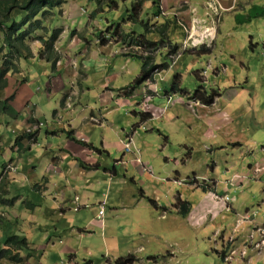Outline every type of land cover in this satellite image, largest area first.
<instances>
[{
	"label": "rangeland",
	"instance_id": "obj_1",
	"mask_svg": "<svg viewBox=\"0 0 264 264\" xmlns=\"http://www.w3.org/2000/svg\"><path fill=\"white\" fill-rule=\"evenodd\" d=\"M222 4L224 10L219 11L221 7L210 0L207 10L204 5L202 16H198L201 9L195 0H62L59 8L38 16L41 28L25 41L33 54L19 60L18 70L9 71L8 87L0 101L6 106L0 111V251L9 236L20 235L30 242L31 235L42 234L34 227L40 226L37 207L45 202L43 190L48 181L34 175L41 169L40 159L35 160V167L31 159L34 154L42 158L43 151L53 150L47 145L53 141L50 131L67 136L62 131H68L67 125L53 128L61 120L53 113L55 103L68 108L75 105L78 111L88 113V122L96 125L82 126L79 132L93 142L101 137L99 125L115 121L122 132L107 131L106 143L111 146L118 144L123 128L132 132V124L140 121L134 112H146L150 102L159 107V114L154 113L147 125L137 128L138 147L132 152L125 151V142L132 138V134L126 135L120 161H125L124 154L135 153L134 159L145 173L134 175L141 177L151 198L144 199L139 187L129 184L120 200L117 194L110 200L108 188L121 172L110 167L106 174L100 171L98 177L93 176L94 181L106 182L105 197L95 201L106 210L103 217L130 218L125 226L128 234H123L127 246L119 249L120 242L84 241L77 264L88 260L84 253L89 249L93 254L104 247L115 251L104 250L99 257L109 264L132 254L137 261L130 264H264V15L244 23L236 22L234 16L237 11L249 12L254 5L264 7V0H223ZM132 7L139 9L140 23L129 18L136 12ZM3 25L0 47L7 30ZM117 29L128 37V46L112 35ZM139 34L164 41L157 49L148 50L136 44ZM41 50L46 59L41 58ZM134 50L169 68L157 72L151 84H138L129 95L143 65L141 59L126 56ZM47 57L57 58L56 67ZM3 59L0 54V69ZM176 76L188 90L187 96L173 92ZM214 92L220 94L210 105L193 98L196 93L209 98ZM34 104L43 112L38 118ZM86 127L89 129L83 130ZM82 134L78 136L85 138ZM146 173L152 176L148 178ZM91 182V178L77 176V191ZM116 183L123 185L120 179ZM93 187L88 188L95 190ZM132 192L135 204L122 205L133 202L125 200ZM178 195L190 203L185 216L179 212ZM77 196L85 206L69 210L67 222L72 225L95 214L93 201ZM152 199L158 208L151 204ZM51 206L53 210L55 206ZM49 216L55 218L52 212ZM41 241L45 248L53 244L44 236ZM72 253L67 256L70 261L75 258ZM20 255L21 263L8 256L1 257L0 264L30 262V253L21 251Z\"/></svg>",
	"mask_w": 264,
	"mask_h": 264
},
{
	"label": "crops",
	"instance_id": "obj_2",
	"mask_svg": "<svg viewBox=\"0 0 264 264\" xmlns=\"http://www.w3.org/2000/svg\"><path fill=\"white\" fill-rule=\"evenodd\" d=\"M195 1L197 5H200L198 7L201 9V13L198 10L197 15L202 16V10H204V5H205V10H207V8L209 7L208 2L210 0H195ZM213 2H214V5L218 7V9H219V6L221 7L219 11L224 10L222 8V6L224 7V5L222 4L223 0H213ZM259 8H264V7L254 5L249 9V12L242 11V10L237 11L234 15L236 22L244 23L249 17H250L249 22H251L254 19L253 16L258 13V10H261ZM211 10L212 9H210L209 11ZM239 12H243V13L248 12V13L247 15H237L239 14ZM145 84H151V83L150 81H147L145 82ZM148 88H150V86H148ZM150 89L153 90V87H151ZM41 93L42 92L39 91L40 95ZM56 93L57 92H55L50 97L53 98L54 96L57 95ZM146 96L148 97V94ZM31 105H33L32 102H31ZM34 106L39 109L38 111H36L37 115H35V118H38L41 113L43 114V112L37 104H34ZM152 107L154 108L153 110H152ZM158 108L159 107H154V105L150 104L149 102L148 108L146 110L151 112L154 118L155 117L154 113H156V115L159 114ZM53 109H54L53 113L57 115L58 118L61 116V120L59 121L58 126L54 124L55 127L53 128L55 129L56 127L67 125L66 128L68 129V131L62 130L63 132L67 134V136L63 138L62 136H56L55 134H52L55 131L49 130L51 132L50 134L53 135L51 136V139L53 141L51 140L48 141L47 145L51 147L53 150H55L58 153V155L53 150L48 149L42 152L43 154L42 158L40 156L37 157V155L34 154V156L31 159L32 167L36 166L34 165L35 160L40 159V166H38V168L40 167L41 169L36 170V173H34V175L38 176V178L40 176L46 177L48 182L44 186V190H43V198H44L43 201L45 202L43 203V205H40L37 207L41 213V216L37 221V223L40 224V226L35 225L34 227L35 231L38 230L42 234L38 233V234H34L33 236L31 235V237H29L30 238L29 240L31 242V247L27 252L31 254V260L30 262L26 261V263L24 264H32L31 261L33 259H37L39 261V264H65L66 262L67 264H77L79 262V259L77 258V254H79V257L82 256V254L80 253L79 247L85 246L84 241L87 242V240L90 241L91 244H93L92 242L93 240H102L104 242V245H107V243L111 245L114 242H120L121 244L119 246L120 247L119 249H122V248L125 249V247L127 246V243L124 242L123 240L124 239L123 234L125 232L126 234H128L129 227L126 228L125 226L127 225L128 220L130 218H126L122 220H118V219L113 220L111 217V218L105 219L104 217H101L99 215L101 207L95 204V201L100 202L101 200L99 199H103L105 197L104 196L105 193L103 192L106 189L105 179L100 182L93 180V176L98 177V173H101L100 171H102L103 174H106L105 171L109 172L110 171L109 168L111 167L114 169L116 168L117 172H121V175L118 177V179H120V181L123 182L122 183L123 185H118L116 183L118 179L114 183L112 182V184L108 188V191L110 189V191L112 192V197H110V200L116 199V197L113 196V194H117L118 195L117 199L120 200V196H122L124 189L130 186L129 184H132L135 187H139L140 195H144L143 198L148 195L150 196L148 198H151V194L149 193V191H147L144 188L141 182L142 181L141 177L134 175L135 172L136 173L138 172V174H140L141 172L145 173L142 170L140 164L136 161V159H134L136 158L135 153H131L127 155L124 154L125 156L123 158H125V161H120V159L123 156V151H124V144L122 140L126 138L127 137L126 135H129L130 133L132 134L131 139L133 141L134 146L135 145L137 146L136 137H135L137 134V130H132V132H128V130L123 128L125 132L122 136L119 137L118 144L108 146L106 143V139L108 138L106 136L107 131L115 132L117 130L118 132H122L119 126H117V124L115 123V121L112 125L97 124L101 126L103 130L101 133V137H99L98 140L93 142L90 136L83 135L81 132H79L82 126L90 127L92 125H96V124H90L88 122V117H89L88 113L78 111L77 106L75 105L72 108H68L66 106L61 105L59 102L54 104ZM115 112L116 111H114V113ZM53 115H52L53 121L57 122L58 119L56 117H53ZM134 115L137 116L136 112H134ZM137 117L140 119L139 116ZM84 121L86 123H82ZM132 121L134 120L132 119L130 123ZM149 121L150 120L144 123H141L140 126L144 127L145 125L148 124ZM138 122L139 121L134 122L132 124V127L134 126V124ZM46 125H52V123L50 122L49 124L46 121ZM77 129H78V134H82V136H84L85 138L78 136ZM88 129L89 128L86 127L83 130L87 131ZM71 130L73 131V136L78 137L79 139L85 140L89 143H92L93 145L99 147L100 149H103V151L89 149L77 143V141L74 140L69 135V131ZM58 138H60V140ZM77 144H79L80 147H78ZM56 145L59 146L60 148H56L55 147ZM77 149H81L83 153L82 154L79 153ZM142 153L143 151L140 150L141 155ZM104 155H106L107 157L105 158ZM77 159H80V160L82 159L89 165L95 164V166L85 168L80 165ZM113 159H116V161ZM141 159L143 160L142 156H141ZM80 175L83 176L84 178L85 177L91 178L93 182H91L88 187L94 186L93 189L95 190H92V188L84 187V184H83V187L85 189V190L83 189L84 193H81L83 190L77 191V176L79 177ZM146 175L148 176V178L152 176L151 174H148V173H146ZM99 192L102 194L100 195ZM77 194H79L80 196H83L84 200L88 203L91 200L93 201L92 204H95V205H92V206L95 207L93 209L95 214L91 217H88L87 215H85L80 222L77 221V225H72V223H70L69 221L67 222V219L70 218L67 215L69 214L68 213L69 210H71L72 208L75 207V205H77L75 203V197H77ZM130 198L133 199V202H129L128 204H125L124 202L122 205H127L130 207V205H132L133 203L135 204L134 202L135 194L133 192L131 193V196L129 198H125V200H129ZM142 199H140V201ZM51 205L55 206L53 210H52ZM83 207L84 205L83 203H81L80 209H82ZM51 212L55 216L54 219L50 218L49 216ZM105 214H106V210H105L104 215ZM129 216L132 217L131 214H129ZM116 225H119V226L118 228L114 229ZM82 227H88V228H91L92 230L87 229V230L82 231L81 230L83 229ZM42 235L44 236V240L53 241V244H51V246L49 247L46 246L45 248L44 247L45 244L42 243V241L39 242V239L41 238L42 240L43 238ZM91 236H97V238L89 239ZM47 237H51L53 238V240L46 239ZM76 237H77V241H76ZM54 241H57L58 243L62 241V243L56 244V242ZM30 242L28 241V243ZM104 250H107V248L106 247L101 248L97 250L95 253L90 254V249H89L88 251L84 253L85 259H88V260H85L84 262L91 261V264H109V263H104L101 260V258H99L101 257V253L104 252ZM107 251L108 253H115V251L112 250L110 247H109V250ZM69 252H73L72 254L75 255V258L72 259L71 261H70V258H67ZM109 261H112V260H109Z\"/></svg>",
	"mask_w": 264,
	"mask_h": 264
},
{
	"label": "trees",
	"instance_id": "obj_3",
	"mask_svg": "<svg viewBox=\"0 0 264 264\" xmlns=\"http://www.w3.org/2000/svg\"><path fill=\"white\" fill-rule=\"evenodd\" d=\"M62 0H0V25L4 24L3 27L7 30L5 37L2 39L3 44L0 47V54H3V67L0 69V101L5 96V91L7 90L9 79H8V73L10 70H18V63L19 60L22 58L29 59V57L33 54L30 46H27L25 44V41L30 37L33 36L34 30H37L41 28V22L42 19H38V16H44L46 13L50 11V9H57L61 5ZM133 8V7H132ZM134 9V8H133ZM261 9L260 12H258L253 17H258L264 15V8ZM136 11V9H134ZM138 11L132 12L130 20H133L135 22L139 23L141 22L140 19H138ZM24 13L22 17L19 16V13ZM52 12V11H51ZM247 20H250V17L247 18ZM118 28H121L120 25H118ZM119 29H117L114 33L112 32V35H116V38L118 40H122L121 42L126 43V39L128 37L120 34L118 32ZM54 38L57 36V32H54ZM38 39H41V37H38ZM164 39H161L160 41H152L145 37V35L139 34L136 37V44L139 46H145L148 48V50H155L157 49L161 42H163ZM45 42H48L45 40ZM48 44H50L48 42ZM127 44V43H126ZM129 44H127L128 46ZM150 47V48H149ZM206 50H209L208 48ZM176 51V50H175ZM133 53H127L126 56L136 57L142 60V70L141 73L136 77L134 82L129 87V95L133 93L137 85L143 84L147 81L155 80V74L159 72L160 70L168 69L169 66L164 64H160L157 62L152 63L151 56H143L139 55L137 51H132ZM174 52V51H173ZM41 58L46 59V53L44 50L40 51ZM48 61L54 60V67L57 65V58L51 59L50 57H47ZM180 78L179 76L175 77V81L173 82L172 90L174 93H180L183 96H187L189 94L187 89H184L180 86ZM220 92H214L209 98H202L201 96L196 93V95L193 96V98H196L197 100H201L202 103L205 104H213L215 102V98L219 96ZM13 95L10 97H6L5 100H8L9 98H12ZM9 107V106H8ZM6 106L0 104V111L4 112ZM137 116L140 117V121L133 126V130H137L138 127H140L141 123H144L151 118H153V114L149 111L146 112H137ZM52 134H55L53 132ZM69 135L77 141V143L83 145L84 147H87L89 149L103 151V149H100L99 147L93 145L92 143H89L85 140L79 139L78 137L73 136V131H69ZM25 136V135H23ZM24 138V137H23ZM20 139V138H19ZM81 166L85 168L94 167L95 164L89 165L82 159H77ZM6 164H4V167ZM178 199V207L179 212L181 215L185 216L188 214L190 210V203L186 200H182L180 195L177 197ZM2 201V199H0ZM151 204L158 208L157 202L152 199ZM4 248L0 251V258L1 257H8L12 261L21 263L22 256L21 251H28L30 249L29 243L26 238L21 237L20 235H12L9 236L6 240H4ZM16 251V253H15ZM12 253H15L14 257L12 256ZM137 261V257L135 255H128L126 257H119L115 263L116 264H130ZM85 264H91V261H86Z\"/></svg>",
	"mask_w": 264,
	"mask_h": 264
},
{
	"label": "built area",
	"instance_id": "obj_4",
	"mask_svg": "<svg viewBox=\"0 0 264 264\" xmlns=\"http://www.w3.org/2000/svg\"><path fill=\"white\" fill-rule=\"evenodd\" d=\"M125 151L126 152H130V151H133V141L131 140V139H129V140H127L126 142H125ZM78 201H79V197L77 196L76 198H75V203L77 204V205H75V209L76 210H78L80 207H81V203H78ZM84 205V204H83ZM104 213H105V209L104 208H102L101 210H100V216H103L104 215Z\"/></svg>",
	"mask_w": 264,
	"mask_h": 264
},
{
	"label": "clouds",
	"instance_id": "obj_5",
	"mask_svg": "<svg viewBox=\"0 0 264 264\" xmlns=\"http://www.w3.org/2000/svg\"><path fill=\"white\" fill-rule=\"evenodd\" d=\"M131 137H132V136H131ZM131 140H132V139H131ZM134 148H135V146H134V144H133V150H134ZM130 152H132V151H130ZM78 197H79V196H78ZM75 198H76V197H75ZM78 203H81V199H80V197H79V201H78ZM84 206H85V205H84ZM80 208H81V207H80ZM80 208H79V209H80ZM79 209H78V210H79ZM101 209H102V208H101ZM101 217H103V216H101Z\"/></svg>",
	"mask_w": 264,
	"mask_h": 264
}]
</instances>
